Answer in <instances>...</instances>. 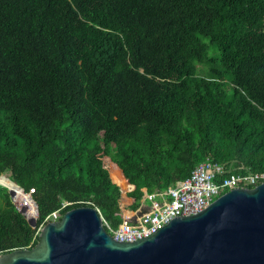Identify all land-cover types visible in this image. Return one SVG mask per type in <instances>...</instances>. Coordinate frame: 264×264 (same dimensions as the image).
Returning a JSON list of instances; mask_svg holds the SVG:
<instances>
[{"label":"trees","instance_id":"1","mask_svg":"<svg viewBox=\"0 0 264 264\" xmlns=\"http://www.w3.org/2000/svg\"><path fill=\"white\" fill-rule=\"evenodd\" d=\"M205 162L264 175V0H0V185L36 209L5 194L0 254L78 206L118 228Z\"/></svg>","mask_w":264,"mask_h":264},{"label":"water","instance_id":"2","mask_svg":"<svg viewBox=\"0 0 264 264\" xmlns=\"http://www.w3.org/2000/svg\"><path fill=\"white\" fill-rule=\"evenodd\" d=\"M0 264H264V182L136 241L117 240L98 208L78 206L47 223L35 246L0 254Z\"/></svg>","mask_w":264,"mask_h":264},{"label":"built area","instance_id":"3","mask_svg":"<svg viewBox=\"0 0 264 264\" xmlns=\"http://www.w3.org/2000/svg\"><path fill=\"white\" fill-rule=\"evenodd\" d=\"M223 173L218 163L198 165L192 176L179 180L174 186L153 193H146L142 205L118 228H111L104 218L108 231L119 241H136L157 232L178 216L192 215L206 209L223 193L235 187H251L264 182V175L254 173L234 174L222 182L215 180Z\"/></svg>","mask_w":264,"mask_h":264},{"label":"rangeland","instance_id":"4","mask_svg":"<svg viewBox=\"0 0 264 264\" xmlns=\"http://www.w3.org/2000/svg\"><path fill=\"white\" fill-rule=\"evenodd\" d=\"M207 42L209 40L207 39ZM210 44V56H215L216 51L214 46ZM217 50V49H216ZM218 52V51H217ZM200 73L206 74L207 68L205 65L200 64L199 65ZM229 90H232L231 86H228ZM13 185L3 182L2 185H0V206H4L5 204V194H10L11 198L17 202L19 205L21 211L28 217H32L35 214V205L33 204L32 198L26 194L23 190V188L13 180H10Z\"/></svg>","mask_w":264,"mask_h":264},{"label":"crops","instance_id":"5","mask_svg":"<svg viewBox=\"0 0 264 264\" xmlns=\"http://www.w3.org/2000/svg\"><path fill=\"white\" fill-rule=\"evenodd\" d=\"M142 205H147V201H142Z\"/></svg>","mask_w":264,"mask_h":264}]
</instances>
